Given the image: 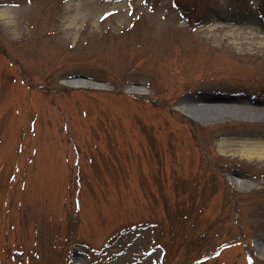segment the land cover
<instances>
[{
  "label": "rangeland",
  "instance_id": "obj_1",
  "mask_svg": "<svg viewBox=\"0 0 264 264\" xmlns=\"http://www.w3.org/2000/svg\"><path fill=\"white\" fill-rule=\"evenodd\" d=\"M263 109L264 0H0V264H264Z\"/></svg>",
  "mask_w": 264,
  "mask_h": 264
},
{
  "label": "bare ground",
  "instance_id": "obj_2",
  "mask_svg": "<svg viewBox=\"0 0 264 264\" xmlns=\"http://www.w3.org/2000/svg\"><path fill=\"white\" fill-rule=\"evenodd\" d=\"M251 111H255L254 108H249ZM264 110V109H263ZM260 111V110H259ZM239 139L240 142L234 143L233 140ZM228 140L224 143H221V147L223 151H238L241 155L247 160H256V161H264V134L257 133V136L249 137L246 136L244 132L235 131L228 133ZM234 176L243 178L247 177V174L241 171L232 172ZM259 176V175H258ZM258 177H254L251 181H257ZM233 181V180H232ZM234 180L233 182H235ZM237 184V182H236ZM244 184V183H241ZM253 187L249 189L251 191ZM244 217L247 220L251 218H259L260 226L258 228V233L261 238L260 243H257L258 249L264 253V223H262V219L264 218V209L261 208H253L249 207L246 212H244ZM246 220V221H247Z\"/></svg>",
  "mask_w": 264,
  "mask_h": 264
}]
</instances>
